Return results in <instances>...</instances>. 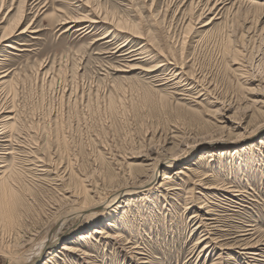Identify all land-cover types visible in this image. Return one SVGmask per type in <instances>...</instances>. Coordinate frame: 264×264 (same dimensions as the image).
Returning <instances> with one entry per match:
<instances>
[{"label": "rangeland", "instance_id": "1", "mask_svg": "<svg viewBox=\"0 0 264 264\" xmlns=\"http://www.w3.org/2000/svg\"><path fill=\"white\" fill-rule=\"evenodd\" d=\"M0 73V264H264V245L243 249L264 243L263 8L0 0ZM164 156L176 162L158 167L162 187L72 214L144 183ZM96 227L117 239L72 240Z\"/></svg>", "mask_w": 264, "mask_h": 264}, {"label": "bare ground", "instance_id": "2", "mask_svg": "<svg viewBox=\"0 0 264 264\" xmlns=\"http://www.w3.org/2000/svg\"><path fill=\"white\" fill-rule=\"evenodd\" d=\"M241 1V0H240ZM244 1V3H247L248 2V4H250V6L251 7H255V8H263L264 9V3H259L258 1H246V0H243ZM220 2H223V1H220ZM216 7V6H215ZM88 19V18H87ZM203 26H206V24H204ZM19 29V28H18ZM28 31V30H27ZM24 32H26V28H23L22 30H20L19 31V33L18 34H23ZM30 32H33V31H30ZM10 37V36H9ZM6 39H7V37H6ZM8 46L9 47H11L12 49H16V47L15 46H13V45H11V44H8ZM135 55V54H134ZM162 65V64H161ZM151 71V70H150ZM6 74H4V73H0V84L1 83H4V80H3V78H4V76H5ZM185 138H183V137H181V139H180V141L182 142V140H184ZM204 142V141H203ZM214 145H215V143H214ZM213 145V140H208V141H206L205 142V145H204V147H203V149H202V152H205V150H208V148H210V147H212V146H214ZM201 152V153H202ZM199 154L195 159H193L192 161H191V163L190 164H183L182 165V167L179 169V170H177L176 171V174L177 175H180V174H186V172H194L195 170H196V164H197V162H199L201 159H202V157H203V154ZM159 161H157L156 162V165H157V168L152 172V174L150 175V177H148V179L147 180H145V182L144 183H142V184H139L138 183V185H136V186H131V187H125V188H122L121 190H119L116 194H115V196L112 198V199H110L109 201H104V202H94V203H88V204H84V203H82V202H80V203H78V207H76L75 206V208L74 209H72V210H74L73 212H72V214H75V215H84V214H97V213H99V212H103V211H105V210H107L108 208L109 209H112L111 208V206H112V204H113V202H114V200L116 199V198H118V197H121L123 194H131V193H135L137 190H143V189H145V190H150L151 188H153L155 185L157 186V187H162L163 185H165V181L167 180V179H169L170 180V177H168V176H165V177H163V178H161V181L158 183V181L160 180L159 179V176H158V167H160V166H165V167H167V164H173L174 162H176V158L175 157H168V156H164L163 158H161V159H158ZM155 165V166H156ZM184 170V171H183ZM2 172H4V171H2ZM204 179V178H203ZM2 180H5V179H2ZM5 181H7V180H5ZM168 181V180H167ZM202 182V180H201V178L200 179H198L197 180V185L198 184H200ZM4 183V184H3ZM2 184L4 185V188H5V190H6V186H7V183L6 182H4V181H2ZM204 184H206V183H204ZM1 185V184H0ZM2 187V186H1ZM203 188H205V191H207L208 189H212V188H215V187H210V186H206V187H203ZM3 189V188H2ZM173 189H175V188H173ZM173 189H170V190H173ZM225 192H226V195H230V192H232V191H234V190H231V189H229V187L228 188H225V189H223ZM8 192H9V190H8ZM149 192V191H148ZM208 192H211L210 190H208ZM234 193H236V192H234ZM241 193H239L238 191H237V194L236 195H240ZM200 195L201 196H203V197H205V196H207V195H205V192H203V190L201 189V191H200ZM9 196V195H8ZM10 197V196H9ZM234 197H236V196H234ZM109 199V198H108ZM107 199V200H108ZM9 200V199H8ZM82 201V200H81ZM86 202V201H85ZM8 203V202H7ZM71 208V207H70ZM108 209V210H109ZM113 210V209H112ZM7 210H6V197H5V195H0V215H2L3 213L5 214V212H6ZM109 212V211H108ZM108 212H107V214H108ZM205 212V211H204ZM110 220V219H109ZM106 221V223L108 222V224L110 223V221ZM252 231V230H251ZM92 233V234H95V235H98V234H102L101 236L103 237V238H105V239H117V236L116 235H110V232H109V230H107V229H105L104 227H96V228H94V229H89V230H87V231H85V232H83V233H80V234H78V235H76V236H74L73 237V239L72 240H76V241H82V240H86V239H88L89 237H88V233ZM208 233H210V232H208ZM91 234V235H92ZM100 236V237H101ZM113 236H115V237H113ZM248 236V235H247ZM93 238V237H92ZM206 239H209V237H206ZM209 241H210V239H209ZM264 241V240H263ZM76 245H78V244H74V243H62L61 245H60V250H63V251H70V253L71 252H74V250H76V249H78V248H76ZM259 245H264V243H262V242H260V243H258V244H253V245H248V244H244V247H243V249H251L253 252H251V253H249V254H252V255H250V256H252L253 258H255L256 256H258L259 254H258V252H256V250H260L261 248H259L260 246ZM52 246V242L49 240L48 242H46L44 245H43V248H41V249H43L42 251V254L41 255H43V253L45 252L46 253V250H48L50 247ZM259 246V247H258ZM258 247V248H257ZM257 248V249H256ZM58 252H59V250H57ZM57 251H52L53 253H52V255L53 256H57L55 253H57ZM263 251V250H262ZM48 253H50L51 254V252H48ZM247 253V252H246ZM51 255V256H52ZM78 255H79V253H78ZM87 255V254H86ZM39 257H41V256H39V255H36V256H32L31 257V260H29V259H27L23 264H30V263H33L34 261H37L38 259H39ZM50 258V257H49ZM47 261V260H46ZM50 262V261H49ZM44 264H46V262H43ZM52 263V262H51ZM140 263H144V262H140Z\"/></svg>", "mask_w": 264, "mask_h": 264}]
</instances>
